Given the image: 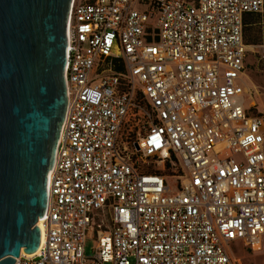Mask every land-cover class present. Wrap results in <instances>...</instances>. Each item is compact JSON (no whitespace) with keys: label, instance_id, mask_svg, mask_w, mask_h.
I'll use <instances>...</instances> for the list:
<instances>
[{"label":"built area","instance_id":"2783aa9c","mask_svg":"<svg viewBox=\"0 0 264 264\" xmlns=\"http://www.w3.org/2000/svg\"><path fill=\"white\" fill-rule=\"evenodd\" d=\"M263 7L72 0L45 243L15 264H238L231 241L264 246V114L244 86Z\"/></svg>","mask_w":264,"mask_h":264},{"label":"water","instance_id":"95a60500","mask_svg":"<svg viewBox=\"0 0 264 264\" xmlns=\"http://www.w3.org/2000/svg\"><path fill=\"white\" fill-rule=\"evenodd\" d=\"M72 0H0V264L38 250L68 107Z\"/></svg>","mask_w":264,"mask_h":264},{"label":"rangeland","instance_id":"374dc122","mask_svg":"<svg viewBox=\"0 0 264 264\" xmlns=\"http://www.w3.org/2000/svg\"><path fill=\"white\" fill-rule=\"evenodd\" d=\"M248 22L246 39L249 41V45L264 44V7L258 14L249 18ZM253 49V47H249V55L246 58L250 66L246 71L248 78L244 76V86L251 89V95L245 93V103L246 106H250L254 101L255 107L252 106L251 110L264 114V64L258 63L256 56L253 54ZM114 51L121 52L118 47H115ZM235 158L239 159L240 154H236ZM95 245L96 242L93 236H90L85 244L87 255L92 253V248ZM235 257L240 260V264H264V248L252 251L238 245L235 247Z\"/></svg>","mask_w":264,"mask_h":264},{"label":"crops","instance_id":"0c3cea01","mask_svg":"<svg viewBox=\"0 0 264 264\" xmlns=\"http://www.w3.org/2000/svg\"><path fill=\"white\" fill-rule=\"evenodd\" d=\"M255 57V56H254ZM256 58V57H255ZM250 66V65H249ZM246 77H247V75H246ZM248 78V77H247ZM250 91H251V89L249 88V87H247ZM249 94V93H248ZM251 95V94H250ZM255 107V102L253 101L252 103H251V105L249 106V107ZM253 109V108H252ZM238 245H241V246H243V247H245V248H247L248 250H261V249H263L264 248V246L261 248V249H252V248H250L249 246H247L242 240H233V241H231L230 242V244H229V253H230V255H231V257L238 263V264H240V260L239 259H237L236 257H235V247L236 246H238Z\"/></svg>","mask_w":264,"mask_h":264},{"label":"bare ground","instance_id":"6f19581e","mask_svg":"<svg viewBox=\"0 0 264 264\" xmlns=\"http://www.w3.org/2000/svg\"><path fill=\"white\" fill-rule=\"evenodd\" d=\"M44 224H45V218H41L39 221H38V225L41 229V244H40V247L38 248L37 252L38 253H41V251L43 250V247H44V243H45V235H44V230H43V227H44ZM22 251L24 252L23 248H22Z\"/></svg>","mask_w":264,"mask_h":264},{"label":"trees","instance_id":"16d2710c","mask_svg":"<svg viewBox=\"0 0 264 264\" xmlns=\"http://www.w3.org/2000/svg\"><path fill=\"white\" fill-rule=\"evenodd\" d=\"M259 13V12H258ZM258 13H255V14H258ZM255 14H248L246 17H245V22H244V37H245V40H246V42L249 44V41H247V37H246V27H247V25H248V19L249 18H251V17H253ZM148 31L149 32H151V28H148ZM156 39V37H152V35L150 34V33H148L147 34V40L148 41H153V40H155Z\"/></svg>","mask_w":264,"mask_h":264}]
</instances>
